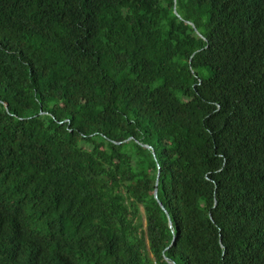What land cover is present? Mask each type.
Segmentation results:
<instances>
[{"label": "trees", "instance_id": "16d2710c", "mask_svg": "<svg viewBox=\"0 0 264 264\" xmlns=\"http://www.w3.org/2000/svg\"><path fill=\"white\" fill-rule=\"evenodd\" d=\"M0 264H264V0H0Z\"/></svg>", "mask_w": 264, "mask_h": 264}, {"label": "rangeland", "instance_id": "374dc122", "mask_svg": "<svg viewBox=\"0 0 264 264\" xmlns=\"http://www.w3.org/2000/svg\"><path fill=\"white\" fill-rule=\"evenodd\" d=\"M140 210H141V211H140V212H141V215L143 216V211H142V209H140Z\"/></svg>", "mask_w": 264, "mask_h": 264}, {"label": "water", "instance_id": "95a60500", "mask_svg": "<svg viewBox=\"0 0 264 264\" xmlns=\"http://www.w3.org/2000/svg\"><path fill=\"white\" fill-rule=\"evenodd\" d=\"M156 184H157V181H156ZM155 195H156V192H155ZM161 207H163V206H161ZM164 208V207H163Z\"/></svg>", "mask_w": 264, "mask_h": 264}]
</instances>
